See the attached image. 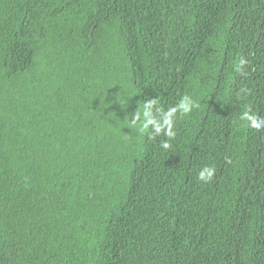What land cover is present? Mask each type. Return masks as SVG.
I'll use <instances>...</instances> for the list:
<instances>
[{"label": "trees", "instance_id": "trees-1", "mask_svg": "<svg viewBox=\"0 0 264 264\" xmlns=\"http://www.w3.org/2000/svg\"><path fill=\"white\" fill-rule=\"evenodd\" d=\"M0 264H264V0H0Z\"/></svg>", "mask_w": 264, "mask_h": 264}, {"label": "clouds", "instance_id": "clouds-1", "mask_svg": "<svg viewBox=\"0 0 264 264\" xmlns=\"http://www.w3.org/2000/svg\"><path fill=\"white\" fill-rule=\"evenodd\" d=\"M183 110H184L185 112L189 111V109H188L187 106H185ZM242 118H247V119H249V120L251 121L253 127L260 128V126H261L260 123H258V122H257L255 119H253L252 117L247 116V114H245V117H242ZM164 146L167 147L168 145L165 144ZM213 174H214V169H212V168H207V167H206V168L203 169V171L200 172L199 178H200L201 180H205V181H207V180H209L210 177L213 176Z\"/></svg>", "mask_w": 264, "mask_h": 264}]
</instances>
